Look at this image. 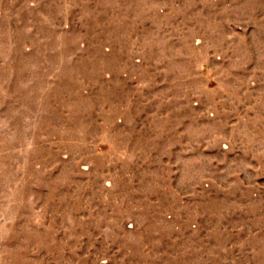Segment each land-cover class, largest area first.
<instances>
[{
  "label": "rangeland",
  "instance_id": "rangeland-1",
  "mask_svg": "<svg viewBox=\"0 0 264 264\" xmlns=\"http://www.w3.org/2000/svg\"><path fill=\"white\" fill-rule=\"evenodd\" d=\"M0 264H264V0H0Z\"/></svg>",
  "mask_w": 264,
  "mask_h": 264
}]
</instances>
